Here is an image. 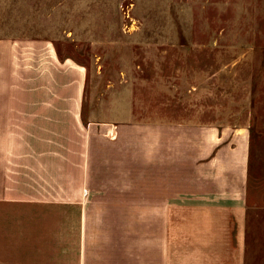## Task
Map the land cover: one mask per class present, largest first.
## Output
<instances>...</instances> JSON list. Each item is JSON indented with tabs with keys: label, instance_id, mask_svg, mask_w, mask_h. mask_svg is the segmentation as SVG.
I'll return each instance as SVG.
<instances>
[{
	"label": "crops",
	"instance_id": "0c3cea01",
	"mask_svg": "<svg viewBox=\"0 0 264 264\" xmlns=\"http://www.w3.org/2000/svg\"><path fill=\"white\" fill-rule=\"evenodd\" d=\"M87 75L0 38V264H247L250 125L88 117Z\"/></svg>",
	"mask_w": 264,
	"mask_h": 264
},
{
	"label": "rangeland",
	"instance_id": "374dc122",
	"mask_svg": "<svg viewBox=\"0 0 264 264\" xmlns=\"http://www.w3.org/2000/svg\"><path fill=\"white\" fill-rule=\"evenodd\" d=\"M6 37L86 66L88 117L250 125L247 264H264V0H0Z\"/></svg>",
	"mask_w": 264,
	"mask_h": 264
}]
</instances>
